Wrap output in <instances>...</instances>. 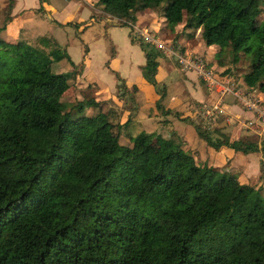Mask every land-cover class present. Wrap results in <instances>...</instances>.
Returning <instances> with one entry per match:
<instances>
[{"label": "trees", "instance_id": "1", "mask_svg": "<svg viewBox=\"0 0 264 264\" xmlns=\"http://www.w3.org/2000/svg\"><path fill=\"white\" fill-rule=\"evenodd\" d=\"M261 1L97 3L106 18L129 28L139 12L163 6L171 30L179 24L199 30L206 46L217 47L209 68L235 64L245 55L249 70L242 82L264 99ZM13 7L8 0L0 16V264H264L263 188L219 167L197 165L172 139L145 131L131 135L129 118L120 123L108 101L68 106L61 99L74 87L77 66L50 34L31 43L7 40L3 31L14 19ZM138 45L145 53L142 77L158 90L156 107L168 115L160 103L165 88L156 80L161 54L142 40ZM62 60L73 69L57 72ZM224 70L223 77L230 71ZM112 71L117 97L137 92ZM85 107L93 110L86 120L88 137L74 118ZM194 118L178 119L191 121L215 150L264 158V142L256 136L230 141L219 127L203 129Z\"/></svg>", "mask_w": 264, "mask_h": 264}, {"label": "rangeland", "instance_id": "2", "mask_svg": "<svg viewBox=\"0 0 264 264\" xmlns=\"http://www.w3.org/2000/svg\"><path fill=\"white\" fill-rule=\"evenodd\" d=\"M17 1H18L17 8H20L21 6H25V9L32 8L34 7L35 3H37L36 2L37 0H17ZM78 1H80L81 4H86L84 6H86L88 10L89 8L87 7V5L91 8L90 10H92L91 14H92V19L94 22L97 23L100 20L103 21V25H104L103 27H106L109 25L110 26L111 25L120 26L121 21H118L117 19L106 18V14L102 10V6H100L97 3V0H78ZM43 2H48L49 6L52 7V9H56V10L60 9V6H63L64 4L67 5L65 8H63L64 10L61 9L63 11L57 12L55 14L54 17L57 20L58 19L63 20L65 16L67 15V13H71L75 9V6H76L75 0H72V1L69 0V2L66 0H44ZM7 4H8V0H0V16H2L3 14L2 11ZM260 5L264 11V0L261 1ZM81 6L83 7V5ZM44 7H45L44 4L40 3V0H38V3L34 7L35 10L33 12L35 16H33L32 18L30 16L29 18L31 19L30 20L28 19L29 21H27L25 25L22 27V29L19 30V39H22L28 43H31L33 42V40L37 38L38 35H47L50 33L52 35V33H54L59 44L61 46H65L70 36L72 37L79 36V30L76 29L74 22H76V20L78 19L87 18V17H84L85 15L84 9L80 13H77L75 17H72L71 15L68 16L69 18L67 19L69 20L67 21H72L71 24L63 25V27L66 26L64 28L60 26V28L57 29V25L54 24V21L51 19L52 15H50L49 12L45 10ZM88 15L90 16V14ZM89 19L90 17L87 19V21L91 22L92 19L90 20ZM106 19L108 21H106ZM261 19L262 17L260 18L259 22L261 21ZM94 28L97 30L96 33L98 34V31L100 32L102 27L101 25L96 24L94 25ZM110 28H111L110 34H112V36L115 39V43L121 49V58H126L122 53V51L126 50V46L127 48H131L130 47L131 45L127 40L128 32L129 34L130 33L132 34L137 44L139 40H142L145 43H149V42H146L144 38L142 39V36H141V33H142L143 36L144 35H146L147 37L153 36L154 40L158 39L161 43L168 46V48L171 47V49L175 50L176 52L188 51V53L190 54H195L194 51L200 50L204 46V42L202 41L200 37L199 30L184 29L182 24L177 25L173 30H171L170 27L167 26L166 24L164 13H163V6L155 10H149V11L142 13L139 16L137 22L130 28L124 27V26L115 27V28L110 27ZM90 44L93 46V49H94L93 58L97 59L98 62H100V58L102 56V47L104 46L105 50L108 53L112 45L111 42H109L107 38L105 40H103L102 38L97 39L96 41H93ZM71 48L73 49L71 52L72 59L76 61L79 58L77 53L80 52V50L82 49V46L79 44H72ZM214 49H216V47ZM156 51H159L161 54V56L158 58L159 66H160L159 72L160 74L163 73L162 78L161 76H159V78L157 77L156 80L159 82L160 87L163 86L165 88V93L162 99L160 100V103L162 107L164 108V110L170 111V114L168 115L161 114V112L157 109L156 107L157 102H155V100L159 97V93H158V90L154 88L152 85H149V83H147V85L150 87L138 86L137 92H134V93L130 92L131 97L130 95H126V97L121 99L117 97L118 92H119L117 88V83L115 82L116 83L115 86L113 83V81L115 80L114 73L110 72L108 69H106V71H102L100 69L98 70L95 68V66L90 68L89 73L85 77H82V80L84 79L83 83L77 82V84L74 85V87H72L69 91H67L63 95L61 100L64 103H66L68 106H70L79 101H85L87 99H92L94 101H107V100L109 101V100H112L111 97L115 96V98L119 100L118 106L120 105V107L117 108L118 113H121L120 118L118 119L119 121L121 120L123 121L129 116L132 119L135 118L137 115L138 106L140 105L142 106L143 102H145L144 104L145 106L143 107L144 109L140 108V110L143 112L144 115L149 114L148 107L151 104L153 107V108L151 107V110L153 111L156 110L157 113L161 114L163 117L161 120L150 119L149 122L146 123V127L149 130L153 129L152 131H154V133L159 136H162L164 138H169V139H172L176 143H180L184 150L189 151L193 155L195 163L200 166L209 164L210 161H208L207 158L210 156V154L209 153L206 154V159L200 158L198 156L199 148H202V147L212 148V147L208 145L205 140L200 138L197 135V133H195L196 130L194 128V125L190 123L191 121L189 122L188 120H182V121H179L178 127L181 128L182 132L184 130L186 134L184 138L187 141V143H190L188 144L189 146H185V143H183V137H181L180 133L178 132L179 130L175 129L171 125V121L168 120L169 115L179 116L180 118L187 117L189 111L191 112V111L196 110L195 118H194L195 124L201 126L203 129L205 128L211 129L212 127H214L210 122H207L204 118L200 117L201 113H200V108H199V101L197 99H201V98L206 99L207 102L209 101L211 102V103H208L211 105L215 102V100H216L215 103H218V101L222 102L223 100H225L227 101L228 107H229L228 109L231 112V113L229 112V115L232 116L235 120L240 119L241 121L244 122V124H242V122L238 123V121L237 123L234 122L235 128L231 127V128L219 129L222 134L226 133L228 135V138L230 139V141L245 138V137H249L247 139H250V138H255L256 136L258 140L257 142L259 144L260 143L262 144V142H264V131L263 132L261 131V134L255 133L253 131L254 129L252 125L254 124H256L260 128H264V125L262 123H259L256 117L257 114H255V117L253 119H249L247 118V116L244 118L243 116L241 117L238 116L239 114H244L243 110H246V109L244 108L243 104L238 103L237 100L236 101L239 104V107H242L243 109H240L236 106L233 107L230 104V102L235 99L231 95L223 96L219 99L217 98L218 96L217 97L215 96L207 97L209 93L207 85L204 83L202 78L197 73H194L198 81L196 84L195 82L192 81V79L190 78L191 76L189 74L184 73L185 70L187 71V69L186 68L184 69L183 66H181L182 64L179 63V61L174 56L169 58L168 55L162 52V50L158 47H156ZM197 54L201 55V53L199 52H197ZM144 57H145V53H144ZM97 64L99 63L95 62L96 66ZM171 64L178 71L173 69L170 66ZM83 66H84L83 63L80 66H77L75 69L76 73L81 74L83 71ZM225 68L230 70V71L227 70L228 76H229V79H228L229 83L236 88L243 87V85L241 84V81L243 80V75L249 70V62H248L247 57L241 54V57L237 63L235 64L229 63L224 68L216 67L213 70V72L214 74H216L218 78L223 77L221 75L225 74V70H224ZM118 74L120 76V73ZM127 76H129L130 79L135 78V77L131 78V73H127ZM100 80L102 81L101 84L98 83ZM249 92H252L255 99H258V97H260V94L257 91H249ZM114 109L116 108L114 107ZM92 112H93L92 108L85 107V108H81L77 110L74 113L75 121L78 123L80 133L84 137L89 136V127L87 125L86 120L89 118ZM133 130L134 129H132V135L137 133V131L133 132ZM147 133H151V131ZM193 135L195 136L193 139V144H191ZM224 148L225 149L221 151L225 153V156L230 158L231 156L227 152L230 149L226 147ZM214 151L216 150L214 149ZM219 151H216V152L220 153ZM234 152H237V153L233 155L232 159L225 158L226 160L223 159L222 161V159L221 160L219 159L216 161V163H220V162L223 163L221 168L219 164L216 165L215 163L214 164L211 163V165H213L214 167H219L220 169L227 170V172L236 174L237 176H239L238 179L241 183H248V184L254 185L255 187L259 185L261 186L262 181L259 178V177H262V175L259 174L260 164L255 165L254 162L251 165L247 164L245 163V161L251 162L249 157L247 158V156L240 151L234 150ZM218 157H220L219 154H218ZM260 158H262V156L259 153V156L254 157V161ZM246 166H247V169H244L246 168Z\"/></svg>", "mask_w": 264, "mask_h": 264}, {"label": "crops", "instance_id": "3", "mask_svg": "<svg viewBox=\"0 0 264 264\" xmlns=\"http://www.w3.org/2000/svg\"><path fill=\"white\" fill-rule=\"evenodd\" d=\"M66 1L69 2V0H66ZM70 1H72V0H70ZM17 2H18L17 0H14V7H13L12 12H11V14L14 16V19H13V21L9 25H7L6 30L3 31V36L7 40H10V41L18 40L19 39V30L22 29V27L25 25V23L27 21H29L33 16H35V14L33 12L35 10L34 7L38 3V0L36 1L37 3H35L34 7L28 8V9H25V6H21L20 8H17ZM42 4H44L45 10H47L49 12V14L52 15L51 16V19L54 21V24L57 25V29L60 28V26L62 28L66 27V26L63 27V25H66V23H68V22L72 23V21H67V20H69V19H67V18H69L68 16L71 15L72 17H75L77 15V13H80L83 9L85 10L84 17H87V18L78 19V20H76V22H74V24L75 23L79 24V27L76 28L77 30H79V36H76V37L70 36L68 38V40H67L68 42L64 46L66 48V50H67V52H68L71 60L74 62V64L76 66H80L82 63L84 64L83 71H82L81 74L80 73H74V79H73L74 85H76L77 82H82L83 83V80L84 79L82 80V77H85L89 73L90 68H92V67L95 66V68L98 69V70L100 69L102 71H106V69H108L112 73H113L112 69L116 70L118 73H120V76L125 79V82H126V85L128 86V88H130L134 84L137 87L138 86H141V87H146V86L147 87H150V86L147 85L148 82L142 77V73H141V69H140L141 65H143L145 63L144 52L140 48V46L138 44H136V43L131 42L130 36H129V32H128V39L127 40L130 43V45H131L130 47L131 48H127V46H126V50L122 51L123 55L126 58H121V49L115 43V39L112 36V34H110L111 33V31H110L111 28L110 27L115 28V27H123V26H119V25H111L110 26L109 25V26L103 27L104 26L103 25V21L100 20L97 23L94 22L93 19H92V14H91V11L92 10H90L91 8L87 5V7L89 8V10H88L86 8V6H84L86 4H81L80 1H78V0L77 1L75 0V4H76L75 9L71 13H67V15L65 16V18L63 20H59V19L57 20L54 16H55V14L57 12L63 11L64 10L63 8H65L67 5L64 4L63 6H60V9L56 10V9H52V7L49 6V3L48 2H43ZM81 5H83V7ZM20 9H22V10H20ZM61 9H63V10H61ZM16 11H18V12H16ZM146 11H149V10H146ZM146 11L139 12L138 13V18H139V16L142 13H144ZM88 14H90V16ZM30 16H31V18H29ZM89 17H90V19H92L91 22H88L87 21V19ZM106 21H108V20L106 19ZM96 24L97 25H101V27H102L101 30H100V32L98 31V34L96 33L97 30L94 28V25H96ZM84 25L85 26L87 25L86 26V29L85 30H81L82 27H84ZM50 35H51V33H50ZM38 36H40V35H38ZM52 36H54V38L57 40V38L55 37L54 33H52ZM101 38L103 40H105L107 38L108 41L111 42V44H112L111 46H113L114 53L115 54H114V57L111 58L110 57V50L107 53V51L105 50V47L103 46L102 47V56L100 58V62H98L97 59H94L93 58L94 49H93V46L90 43L93 42V41H96L97 39H101ZM80 39L82 40V42L80 41ZM20 40H22V39H20ZM72 44H79V45L82 46V49L80 50V52L77 53V55L79 56V58L76 61H74L72 59V55H71V52L73 50L71 48ZM83 46H84V48H83ZM85 47H87V52H84ZM215 47L216 46H214V45H212V46H206L204 44V46L200 50L194 51V53H197V52L201 53V55H203L205 57V59H207V61L212 62L214 64L215 63L214 62V54L217 51V47H216V49H214ZM185 52H188V51H185ZM95 62L99 63L100 65L97 64V66H96L95 65ZM170 66L173 69L177 70L175 67L172 66V64ZM159 68H160V66H159ZM159 68H158V73L156 75V78L157 77L159 78V76H161V78H162V74L163 73L160 74ZM218 68H224V67L218 66ZM72 69H73V66L69 62H67L66 60L60 61L58 63L57 68H56L57 72H67V71H71ZM121 72H122V74H121ZM127 73H131V78L132 77H135V78L134 79H130L129 76H127ZM184 73L185 74H189L191 76L190 78L192 79V81L197 84L198 81H197L196 76L194 75V73H195L194 71H190V70H187L186 71L185 70ZM80 76H81V78H80ZM114 76H115V74H114ZM228 77L229 76L227 75L225 77H220V78L224 80L225 78H228ZM94 78H95V76H94ZM101 82L102 81L100 80L98 83L101 84ZM115 82L117 83L116 77H115V80L113 81L114 86L116 84ZM243 86H245L244 83H243ZM214 96L217 97L215 93H208V96L207 97H214ZM111 98H112V100H109V101L107 100V101L110 102L112 104V106L116 108L115 110L118 113V109L117 108L120 107V105L118 106L119 100H117V98H115V96L114 97H111ZM137 100H139V99H137ZM156 100H155V102H156ZM197 100L199 101V108L200 109L203 107V105H206L208 103H211L210 101L207 102L206 99H202V98L201 99H197ZM236 103H237L236 99L230 102V104L233 107L236 106V107H238L240 109H243L242 107H239V104H238L239 102L237 103L238 105ZM142 104H143L142 106L141 105L138 106V111H137V115H136L135 118L132 119L129 116L125 120L119 121L120 123H123L124 121H126L129 118L130 121H129L128 125H127V132L130 133L131 135H132V129H134L133 132L134 131H137V133L140 132V131H145V132H150L151 131V132H154V131H152L153 129L149 130L146 127V123H148L150 119L161 120L162 117H163L161 114L157 113L156 110L155 111L151 110V107H152L151 104L148 107L149 114L144 115L143 112L140 110V108L144 109L143 107L145 106L144 105L145 102H143ZM219 106H220V109H221L222 112L220 114H218L219 115V119L217 121V124L214 127H219L220 129L231 128V127H234V122L237 123V121H238V123H241L242 122V124H244V122L241 121L240 119H236L235 120L232 116L229 115L230 110L228 109L229 107H228L227 101L223 100L222 102H220ZM120 112H122V111H120ZM195 113H196V110L195 111H191V112L189 111L188 112V114H190L193 117H195ZM243 113L244 114H239V115L237 114V115L240 116V117L243 116V118L247 116V118H249V119H253L255 117V115L252 112H250V111L243 110ZM120 114L121 113H118V117H117L118 119L120 118ZM168 120L171 121V125L175 129H178L179 130L178 132L180 133V136L183 137V143H185V146H189L188 144H190V143H187V141L184 138L185 135H186L185 132H184V130L182 132L181 131V128L178 127L179 121H182V120H179L176 116H172V115H169ZM144 127H146V128H144ZM214 127H212L211 129H213ZM252 127H253V129H254L253 131L255 133L261 134V131L262 132L264 131V128H260L256 124L252 125ZM139 129H141V130H139ZM223 134H226V133H223ZM194 136L195 135H193L192 143L191 144H193ZM223 149H225V148L224 147L220 148L219 149L220 151L219 150H216V151H219L220 152V153H218V152L214 151V149H212V148L202 147V148H199V151H198V154L199 155L198 156L200 158H205L206 159V154L209 153L210 156L207 158V160L210 161V162H209L208 166H213V165H211V163H213V164L215 163L216 165L219 164L220 165V168H221V166H222L223 163L222 162L216 163V161L219 160V159L220 160L222 159V161H223V159L226 160L225 158H228L227 156H225V153H223L221 151ZM228 149H230V150L227 151V152L231 156L228 159H232L233 158V155H235L237 152H234V150H232L231 148H228ZM218 154L220 155V157H218ZM245 155L247 156V158L249 157L250 158V161H251V162H246L245 161V163L250 164V165L253 162H254L255 165H257V164H260L261 165V161L262 160L264 161V158L263 157L260 158V159H257L256 161H254V157L259 156V153H249V154H245ZM261 156H262V154H261ZM244 169H247V166ZM259 174L261 175V172L260 171H259ZM259 178L263 182L264 181V173L262 174V177H259ZM262 182H261V186L259 185L257 187H262L263 190H264V182L263 183Z\"/></svg>", "mask_w": 264, "mask_h": 264}, {"label": "built area", "instance_id": "4", "mask_svg": "<svg viewBox=\"0 0 264 264\" xmlns=\"http://www.w3.org/2000/svg\"><path fill=\"white\" fill-rule=\"evenodd\" d=\"M141 36L142 39L144 38L146 40V42H149L151 45L160 48L162 52L168 55L169 58L174 56L179 61V63L182 64L181 66H183L184 69L186 68L187 70L197 73L207 85L209 93H215L216 96H218V99L223 96L231 95L239 103H242L247 111L252 112L254 115L257 114L258 116L256 115V117L259 123L264 125L263 96L260 95L258 99H255L254 95L252 92H249L247 87L243 86L236 88L229 83V77L225 78L224 81L220 77L218 78L216 74H214L213 69L207 66L208 61L203 55H199L197 53L190 54L188 52L181 51L176 52L175 50L171 49V47L168 48V46L161 43L158 39L154 40L153 36H143L142 33ZM241 84L243 85L242 82ZM219 104L220 102L218 101V103H214L212 105H203V107L200 109V117L204 118L207 122H210L213 126H215L219 119L218 114L222 112Z\"/></svg>", "mask_w": 264, "mask_h": 264}]
</instances>
